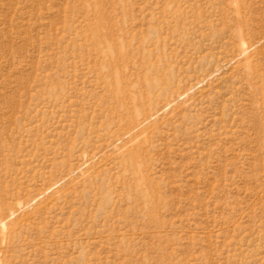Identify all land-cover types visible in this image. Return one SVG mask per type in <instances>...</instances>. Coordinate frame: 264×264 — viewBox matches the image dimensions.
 <instances>
[{"label": "rangeland", "instance_id": "374dc122", "mask_svg": "<svg viewBox=\"0 0 264 264\" xmlns=\"http://www.w3.org/2000/svg\"><path fill=\"white\" fill-rule=\"evenodd\" d=\"M0 264H264V0H0Z\"/></svg>", "mask_w": 264, "mask_h": 264}]
</instances>
